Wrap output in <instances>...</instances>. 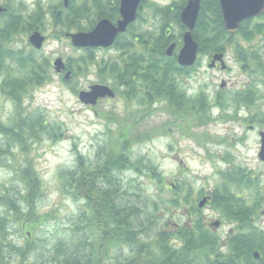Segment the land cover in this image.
Returning a JSON list of instances; mask_svg holds the SVG:
<instances>
[{
  "label": "trees",
  "instance_id": "obj_1",
  "mask_svg": "<svg viewBox=\"0 0 264 264\" xmlns=\"http://www.w3.org/2000/svg\"><path fill=\"white\" fill-rule=\"evenodd\" d=\"M71 1L68 11L63 12L64 17L54 14L56 29L66 27L68 32L75 26L73 29L86 31L102 18H118V12H90L95 4L86 0L81 11L75 12ZM15 14H0L7 17L0 24V47L16 39L18 31L15 27L21 22V15ZM163 14L161 36L155 43L144 32L136 38L138 30L131 29L127 34L119 35L114 44L123 51L118 57L97 62L102 82L113 80L118 95L126 101L138 99V103L148 110H143L141 117L131 125L124 123L130 113L125 117L115 112L104 113L106 139L93 157H85L74 143L75 164L60 178L65 191L79 202L80 213L71 225L70 235L53 243L50 249L45 248L47 243L36 234V226L40 228L48 223L51 215L41 214L38 209L44 196V184L32 152L44 141L62 139L65 131L62 123L50 121L41 110H28L26 100L34 91L53 82L51 62L42 57V63H39L35 52L17 56L9 49L0 53V71L8 68L4 65L8 56L21 65L19 74L8 73L0 81L1 94L14 104L11 124L0 121V133L4 136L0 143V164L11 170L20 187L0 190V205L5 208L0 213V264H264V230L257 225L258 211L264 202V193L259 191L260 176L227 177L213 197L212 206L233 223V229L228 231L223 242L201 216L177 232L171 227V220L157 229L155 216L162 211L160 205L165 206L166 214L171 213L179 202L173 196L167 200L159 195L160 201L152 202L149 196L125 199L127 191L123 190L120 180L125 171H134L165 186V177L158 164L148 157L133 159V147L155 136V131H140L138 127L153 104L158 100L173 104L184 97L171 79L174 74L182 76L189 70L178 64L176 55L168 57L166 48L174 41L170 40V17L182 30L186 27L181 23L180 12ZM80 18L86 19L82 21ZM35 19L41 20L40 12ZM67 20L70 24L66 25ZM193 33L201 56L225 53L228 46L236 44L238 37L251 39L264 34V12L258 20H244L239 31L231 34L224 27L217 0H205ZM177 43L179 46L178 39ZM235 50L243 68L249 69L250 61L256 58L255 53H249L239 43ZM72 57L68 58L67 66L72 70L73 78L78 73L87 74L95 61L91 49H85L80 60L75 61ZM256 60L264 71L261 59L257 57ZM205 99L200 96L195 101L201 110L209 106ZM111 125H115L116 130ZM235 188L257 190L256 194L253 193V203L248 204L233 191ZM180 190L185 188L178 186L177 191ZM188 193L184 200L190 199L191 189ZM137 204L143 205L144 209L152 208L153 214L141 220V212L137 209H142ZM27 228L31 231H24ZM13 233L20 234L24 242L14 240ZM124 248L130 249V253H125ZM111 249H115L113 257L108 256ZM255 251L260 253L259 259L254 258Z\"/></svg>",
  "mask_w": 264,
  "mask_h": 264
},
{
  "label": "rangeland",
  "instance_id": "obj_2",
  "mask_svg": "<svg viewBox=\"0 0 264 264\" xmlns=\"http://www.w3.org/2000/svg\"><path fill=\"white\" fill-rule=\"evenodd\" d=\"M37 0H15L12 10H17L13 14L21 15V22L16 23L15 30L18 31L16 39L12 43H3L0 47L3 49L1 54L13 50L17 56L22 48L28 49L29 36L33 32V27L29 26L30 17L33 18V23L36 21L35 12L38 9ZM55 3L58 0H53ZM62 1V0H60ZM162 5H167L176 0H152ZM46 7H54L52 0H40ZM44 23L43 34L46 36V42L43 47L38 50L36 58L39 63H42V57L50 60L52 67L50 69L53 76V82L46 84L41 89L33 92L26 100L28 110H41L50 121L62 123L64 126L65 135L62 139L53 141H44L38 145L32 152L36 162V167L44 184V196L39 201V212L41 214L49 213L51 218L48 223L41 226H36L38 231L37 237L46 242L45 248L50 249L53 243H58L70 235L72 223L76 220L80 213L79 202L75 201L63 188L61 174L68 173L74 166L76 155L73 151V145L76 143L80 152L85 157H93L97 149L103 144L106 139L107 123L103 119L104 113L115 112L125 117L130 115L124 122L126 125L135 124V120L141 117L147 107L138 103V99L126 101L120 95L114 99L105 98L98 102L95 106L84 105L78 98V92L82 89H88L93 83L99 81V77L95 72L90 71L88 74L78 73V76L69 80L66 84L60 74L54 67L53 61L57 57H62L65 61L68 57H80L83 54L81 49L75 48L69 38H61L67 31L66 27L56 29L54 14L51 9L46 12H40ZM63 12H59V16H63ZM145 20L140 29L145 35L150 36L151 42L155 43L161 36V30L165 15L163 12H143ZM5 18L0 16V24ZM83 19V18H80ZM86 19V18H84ZM84 19L82 21H84ZM172 25L169 26L171 39L177 42V39L182 45L183 35L185 30L177 25L170 17ZM141 20L138 21V24ZM70 24L67 20L66 23ZM82 24H85L82 22ZM73 25H76L75 23ZM75 26H73L74 28ZM69 32L77 31L73 29ZM57 30V31H56ZM57 34H56V33ZM55 34V35H54ZM64 37V36H63ZM159 37V38H158ZM236 44H232L227 48L228 64L227 69L209 67L211 56L208 54L202 55L198 59L199 66L196 67L191 76L187 74H174L172 83L178 90L183 92L184 97L173 101V104L168 100H158L146 119L138 126L140 131H155V136L149 140L140 142L133 147L132 157L138 159L140 157L151 158L159 166V171L165 177V186L162 187L160 182L151 180L134 171H125L120 180L123 184L125 199H136L139 196L150 197V202L160 201L159 195L167 200L173 196L178 200L176 207H173L171 213L165 214V206L160 205L162 211L158 212L156 227L161 228L168 220L172 221V228L176 229L174 224H178L180 228L187 223H192L199 216L203 219L209 217L211 222L220 220L221 227L218 228L217 234L222 237V242L226 239L228 231L233 229V223L227 220L222 213L214 207L198 209V200L205 193L214 190V196L220 185L224 183V179L231 177L234 174L238 176H260L259 191L264 193V162L260 160L258 153L260 150L259 130H264V71L261 70L258 57L264 64V34L255 35L251 39L237 38ZM245 46L249 53L254 54L256 58L252 59L247 68H243L242 64L237 60L235 47L237 44ZM158 46L159 42L156 43ZM30 48V47H29ZM122 50L118 48L101 49L95 51L97 59L101 58H116L121 54ZM225 52V53H226ZM4 65L8 68L3 72L0 71V81L6 74H19L21 65L16 59L5 57ZM80 71V70H79ZM224 79L227 84L222 89L220 83ZM180 81V82H179ZM252 84L245 87L249 82ZM113 82V80H110ZM140 85V83H138ZM109 85H112L110 83ZM249 88H252L254 100L251 107L248 101H243V96L248 94ZM218 91H222L218 94ZM200 96L205 97V103L209 104L207 109L201 110L195 102ZM253 96V95H252ZM238 98L236 104L240 106V114L245 121V125L250 124L249 118H254L260 124L256 126L254 132H248L245 135L246 129L235 126L236 133H229L233 126L228 124H220L214 122V116L218 117L221 114L219 108H213V103L216 100H228L229 98ZM221 98V99H220ZM240 100V101H239ZM248 102V103H246ZM233 111V104L227 107ZM212 112V113H211ZM14 115V104L6 96L0 92V121L11 124ZM216 117V119H217ZM212 121V122H211ZM211 122L212 124L204 123ZM214 122V123H213ZM233 125V123H231ZM112 129L116 130L115 125H111ZM227 129V130H226ZM114 130V131H115ZM229 130V131H228ZM166 134H163L165 133ZM239 133L238 137L247 140L244 145L241 140L232 141L231 147L228 145H219L215 143L216 138L224 139L221 142L232 140V137ZM216 137L214 138V135ZM212 136V137H211ZM212 140V141H211ZM4 141L3 134L0 133V143ZM210 141V142H209ZM229 148V149H227ZM224 151L225 155L232 152V155L226 159L218 158L216 152ZM233 167V173H228L227 169ZM222 170V171H221ZM251 171L252 175H245L244 172ZM235 177V176H234ZM172 183L180 186L181 189L175 192ZM19 185L13 178L11 170L0 164V190L18 188ZM20 189V187L18 188ZM191 189V197L184 200L188 190ZM178 190V189H177ZM240 197H243L248 204L253 203L254 189H233ZM255 196V195H254ZM138 199V198H137ZM142 210L140 219L146 220L148 214H153L152 208L144 209L143 205L137 204ZM212 205V204H211ZM5 208L0 205V213H3ZM145 212H142V211ZM264 202L261 209L258 211L257 225L264 230ZM191 211V213H189ZM202 213V214H201ZM203 215V216H202ZM210 220H203L208 225ZM24 231H31L27 228ZM33 232V231H32ZM30 236V233H28ZM16 241H23V237L16 233L12 235ZM129 248V247H128ZM124 248L125 253H130V249ZM115 249L109 251L108 256L115 255Z\"/></svg>",
  "mask_w": 264,
  "mask_h": 264
},
{
  "label": "water",
  "instance_id": "obj_3",
  "mask_svg": "<svg viewBox=\"0 0 264 264\" xmlns=\"http://www.w3.org/2000/svg\"><path fill=\"white\" fill-rule=\"evenodd\" d=\"M201 1L188 0L187 5L180 14L181 23L187 28L183 35V45L177 56L178 63L183 67L193 66L197 61L198 43L194 39L193 30L197 24ZM139 2L140 0H122L121 19L116 24L109 19H103L91 31L68 33L67 35L71 38L73 46L76 48L110 47L117 36L125 32L128 26L135 21ZM220 2L224 25L230 33H236L242 21L254 18L264 12V0H220ZM66 5H68V0H66ZM2 10L3 8L0 6V11ZM44 39L38 31L33 32L29 37L30 43L36 49H40L43 46ZM175 48L176 43H172L167 48L166 54L172 56ZM217 61L221 62V69L227 67L223 53H216L210 66H214ZM54 66L58 73H61L66 68L62 58H57L54 61ZM70 77L71 71H68L65 74V79ZM115 96V91L105 84H93L88 90H82L79 93V99L85 105H96L99 98H114ZM259 158L264 162V135ZM206 201L207 199L204 198L199 206L202 207ZM262 214H264V210ZM253 256L255 259H259L260 253L255 251Z\"/></svg>",
  "mask_w": 264,
  "mask_h": 264
},
{
  "label": "flooded vegetation",
  "instance_id": "obj_4",
  "mask_svg": "<svg viewBox=\"0 0 264 264\" xmlns=\"http://www.w3.org/2000/svg\"><path fill=\"white\" fill-rule=\"evenodd\" d=\"M15 0H0V6L3 8V10L2 11H0V14L1 13H9V14H12V15H14L13 14V12H17V10H12V7H13V2H14ZM69 2H68V5H66V0H62V1H60V0H58L56 3L52 0V2H53V4H55V6L54 7H46V9L44 8V4H42L41 2H40V0H37L36 2H38L37 4H38V9L35 11V12H46V10H49V9H51L52 10V12H58V15H59V12H67L68 11V8H69V6H70V4L72 3V1L71 0H68ZM83 1L84 0H73V6H74V9H75V12H80L81 11V6H82V4H83ZM86 1H89V4H91V5H93V4H95L94 5V8L93 9H91L90 10V12H118V18L117 19H115V20H111V19H109V18H106V19H109V20H111L112 22H114V23H116L120 18H121V16H120V12H121V6H122V0H86ZM204 1L205 0H202L201 1V7H200V11L199 12H201L202 11V8H203V5H204ZM187 2H188V0H176V1H173L172 3H170V4H167V5H162V4H159L158 2H153L152 0H140V2H139V4H138V7H137V14H136V19H135V21L133 22V23H131L130 25H129V27L127 28V31L124 33V34H127L131 29H135V30H138V31H140V32H136V34H137V36H136V38H139V35L140 34H142V31L140 30L141 28H142V26H143V21L145 20V17H144V15H143V12H182L183 11V9L185 8V6L187 5ZM217 2H218V6H219V11L220 12H222V8H221V2H220V0H217ZM12 6V7H11ZM16 16H17V14H15ZM222 16H223V14H222ZM260 16V15H259ZM259 16H257V17H254V18H251L252 20H258L259 19ZM5 19L7 18V17H4ZM102 19H105V18H102ZM102 19H100V20H102ZM30 25L29 26H32L33 27V32H35V31H38V32H40L41 33V35L45 38L44 39V44H45V42H46V36L42 33L43 32V30H44V23H45V25H46V22H43V19H42V15H41V20L40 21H35V23H33V19L30 17ZM99 20V21H100ZM141 20V23H139L138 24V21H140ZM99 21H97V23L99 22ZM97 23L95 24V25H97ZM223 24H224V21H223ZM94 25V26H95ZM172 25V24H171ZM183 25V24H182ZM197 25V24H196ZM224 27H225V25H224ZM195 28H196V26H195ZM225 29H226V27H225ZM227 30V29H226ZM57 31V30H56ZM32 32V33H33ZM31 33V34H32ZM56 33V32H55ZM31 34H30V36H31ZM57 34V33H56ZM65 34H67V33H65ZM55 35V34H54ZM29 36V37H30ZM64 36V37H63ZM193 36H194V33H193ZM128 37H130V36H128ZM54 38L55 39H58V40H60V39H62V38H66V36L65 35H62L61 36V38H57L56 36H54ZM194 39H195V37H194ZM198 43V42H197ZM30 47V48H29ZM43 47V46H42ZM41 47V48H42ZM234 47H236V46H234ZM28 49H26L25 48V50L22 48V50L21 51H19V53L20 54H26V55H29V54H31V53H33V52H35L36 54L38 53V52H40V51H38V50H40V49H36L31 43H30V41L28 42V47H27ZM111 48H115L114 47V45L113 46H111V47H108V48H103V47H97V48H94V49H92V53H93V56L95 57V61H94V64H92V72H95L97 75H98V67H97V62H101V61H104V60H109V59H111V58H101V59H97L96 58V56H95V51L96 50H101V49H111ZM180 49H181V46H179L178 47V45L176 44V48H175V51H176V55L179 53V51H180ZM200 47H199V44H198V52H197V58H198V56H201V54H200ZM236 51V50H235ZM123 52V51H122ZM121 52V53H122ZM18 53V54H19ZM216 53H214V54H212L211 55V62H212V59H213V56L215 55ZM236 54V53H235ZM225 55V57H227V59H229V57H228V55H227V52L224 54ZM210 56V55H209ZM72 57V56H71ZM118 57V56H117ZM45 58V57H44ZM75 61L76 60H80V58H81V56L80 57H72ZM46 59V58H45ZM68 59V58H67ZM112 59H115V58H112ZM176 59H177V57H176ZM238 60V59H237ZM239 61V60H238ZM178 62V61H177ZM211 62L209 63V67H211L210 66V64H211ZM240 62V61H239ZM241 63V62H240ZM198 66H199V63H198V61L196 62V64L195 65H193V66H189V67H185V68H188V70L189 71H187L186 72V74H187V76L189 77V76H191L194 72H192L193 70L192 69H194L195 70V68L197 67L198 68ZM191 68V69H190ZM212 68H220L221 69V62H216V64L214 65V66H212ZM228 68V64H227V67L225 68V69H227ZM224 69V70H225ZM64 73L65 72H63V73H61L60 75H61V77L62 76H64ZM64 78V77H63ZM71 78V77H70ZM180 82V81H179ZM97 83H100V84H105L104 82H101V80H99ZM223 83H224V85H223ZM253 82H249V83H247L246 85H245V87H247L248 85H250V84H252ZM93 84H96V83H93ZM93 84H91V85H93ZM226 84H227V82L224 80V79H222V81H221V83H220V87L223 89L225 86H226ZM90 85V86H91ZM79 91H81V90H79ZM222 91H218V94H220ZM79 93V92H78ZM248 94H246V96H243V101H248V102H246V103H248L250 106H245V107H251L252 105H251V103H252V101L254 100V93H253V90H252V88H249V91L247 92ZM253 95V96H252ZM221 99V98H220ZM237 100H238V98L236 99V97H234V98H229L228 100H225V101H223L222 99L221 100H218V98H217V100L215 101L216 102V104L215 103H213V104H211V105H213V108L215 107V108H219V110L221 111V114H219V116L217 117V119H216V117L214 116V118H215V120H214V122H217V123H220V124H228L229 123V125L230 126H233V128L232 129H230V131H229V133H236L237 131H236V129H235V126H239L240 128H244V129H246V132H245V135L248 133V132H254L255 130H256V126H259L260 124H258L256 121H255V119L254 118H249V122H250V124H248V125H245L243 122H245L247 119L245 118V121H243L244 119L242 118V116H241V114H240V110H241V108H240V106H238L237 104H236V102H237ZM240 101V100H239ZM231 104V106H232V104H233V111H230V108H227L229 105ZM212 113V112H211ZM212 122V121H211ZM211 122H206V123H204V125H202V126H205V125H207V124H212ZM213 122V123H214ZM231 123H233V125L231 124ZM227 130V129H226ZM231 131H233V132H231ZM258 134H259V136H260V150H259V153H258V156L260 155V151H261V148H262V139H263V135H264V130L262 129V130H259L258 131ZM214 135V138L216 137V135L215 134H213ZM238 135H239V133H237V134H235L233 137H232V140H229V141H227V142H221V140H224V139H221L220 140V138H216V141H215V143L216 142H218L219 143V145H228V147H231V145L233 144V142L232 141H234V140H237V139H239V140H241V142L244 144V145H246L247 144V140H243V138H241V137H238ZM212 137V136H211ZM212 141V140H211ZM210 142V141H209ZM227 149H229V148H227ZM216 155H218L217 157L218 158H221V159H226V157L227 156H231L232 155V152H228L226 155H225V153H224V151H220V152H216ZM222 171V170H221ZM224 171H227L228 173H233V167L232 168H230V169H227V170H224ZM234 174V173H233ZM244 174L245 175H252V172L251 171H248V172H244ZM233 176H238L237 174H234ZM172 187H173V189L175 190V192H177V189H178V185L177 184H175V183H172ZM214 190H212L211 192H207V193H205L202 197H200V199L198 200V209H204V208H208V207H211V208H213V206L211 205L212 203H213V197H214V192H213ZM204 198H206L207 199V201L204 203V205L202 206V207H200L199 206V204H200V202L204 199ZM189 213H191V211L189 212ZM202 214V213H201ZM203 216V215H202ZM204 219L205 220H210L209 219V217H204ZM216 223H218V225H216ZM170 224H171V226H172V221L170 222ZM221 224H222V222H220V220H215V221H213V222H211V220H210V222L208 223V227L214 232V233H217V229L218 228H220L221 227ZM175 225V227H176V229H174L175 230V232H177L179 229H180V227H179V225L178 224H174Z\"/></svg>",
  "mask_w": 264,
  "mask_h": 264
}]
</instances>
